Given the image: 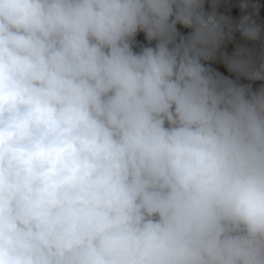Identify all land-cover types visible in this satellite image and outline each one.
Masks as SVG:
<instances>
[{"label": "clouds", "instance_id": "9594fccd", "mask_svg": "<svg viewBox=\"0 0 264 264\" xmlns=\"http://www.w3.org/2000/svg\"><path fill=\"white\" fill-rule=\"evenodd\" d=\"M220 6L0 0V264H264V25Z\"/></svg>", "mask_w": 264, "mask_h": 264}, {"label": "rangeland", "instance_id": "374dc122", "mask_svg": "<svg viewBox=\"0 0 264 264\" xmlns=\"http://www.w3.org/2000/svg\"><path fill=\"white\" fill-rule=\"evenodd\" d=\"M209 0H205L206 6ZM243 5V7H242ZM219 12L222 15L231 16L233 19H239V17L243 15H252L253 18L257 19L259 23L264 25V0H221V6L219 8ZM179 30L187 34L189 29H184L182 26H178ZM239 36L237 34V40H239ZM137 41L139 43H147L144 40V34L138 33ZM233 45H228V51L232 50ZM213 67L218 70L224 72L225 75H228L226 70L223 69L222 65L213 64ZM244 82V81H242ZM260 82H256L255 86H258Z\"/></svg>", "mask_w": 264, "mask_h": 264}]
</instances>
